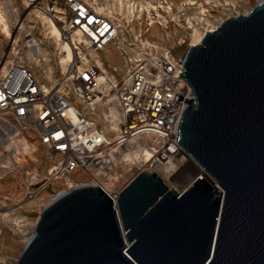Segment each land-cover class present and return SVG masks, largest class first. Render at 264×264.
<instances>
[{
	"label": "water",
	"instance_id": "water-1",
	"mask_svg": "<svg viewBox=\"0 0 264 264\" xmlns=\"http://www.w3.org/2000/svg\"><path fill=\"white\" fill-rule=\"evenodd\" d=\"M180 76L192 180L133 169L117 211L99 186L58 193L15 264H264V0L190 46Z\"/></svg>",
	"mask_w": 264,
	"mask_h": 264
},
{
	"label": "built area",
	"instance_id": "built-area-1",
	"mask_svg": "<svg viewBox=\"0 0 264 264\" xmlns=\"http://www.w3.org/2000/svg\"><path fill=\"white\" fill-rule=\"evenodd\" d=\"M62 2L64 39L68 41L73 31H79L85 42L71 44L72 59L64 68L62 64L56 67L46 82L28 64L8 66L0 77V144L7 145L9 140L13 157L18 136L34 138L44 148L50 164L37 191L76 176L80 184L91 183L104 190L117 211L119 180L136 165L120 156L133 149L136 141H144L151 146L144 169L157 174L155 164L167 163L184 152L177 135L188 102L178 98L194 99L192 87L180 76L183 57L144 33L153 22L162 28L171 24L174 32L184 33L176 45L189 48L194 36L201 34L202 38L239 11L231 0H139L133 2L134 10L128 15L117 9L97 11L85 0ZM218 8L222 14L217 15ZM148 14L157 19L142 23L139 16L148 18ZM115 54L120 61H113ZM96 94L105 114L96 109ZM7 146L0 148L1 156L8 155ZM4 164L0 175L16 167ZM106 184H110L109 191L101 187Z\"/></svg>",
	"mask_w": 264,
	"mask_h": 264
},
{
	"label": "rangeland",
	"instance_id": "rangeland-1",
	"mask_svg": "<svg viewBox=\"0 0 264 264\" xmlns=\"http://www.w3.org/2000/svg\"><path fill=\"white\" fill-rule=\"evenodd\" d=\"M85 1L94 8L101 3L110 4L113 2V0ZM259 1L231 0L237 6L236 10L242 14ZM219 9H215L216 13L220 12ZM56 11L60 12L57 13ZM64 11L62 0H0V14H2L4 19L6 17L5 22L9 29L8 34L0 27V77L4 74L1 70L4 67L7 69L13 62L30 65L43 82H46V78L55 73L56 67H61L57 45L48 33L47 24L42 22L38 13H42L49 18L52 17L51 20L62 32L64 39L66 27V11ZM155 12L157 13V11ZM222 13L220 12L219 14ZM173 17H175V20L178 18L176 14ZM153 18L157 19L156 16L154 17L150 14H148V18L147 16H139L142 23L149 22ZM144 35L167 48L173 47L174 52L179 57L184 58L188 49L186 44L176 45V40L184 33L174 32L171 24H169L168 28H162L156 22H153L152 27ZM29 48L35 51H40L39 49L41 48L42 55H37L34 58L30 54ZM113 57L114 62L120 61V57L117 54L113 55ZM26 139L36 147L33 156L22 155L23 150L17 144V149L23 157L20 166H16L14 170L0 175V264L16 263L28 237L34 231L32 226L37 222L41 210L59 192L69 189L68 181H70L72 188L81 185L77 180L80 178L72 176L70 180L60 179L41 187L37 191L41 185V180L46 175L50 160L46 156L44 148L38 145L34 138ZM7 145H9L10 149L13 144L8 140ZM7 145L0 144V148L7 149ZM9 153L8 155H0V165L4 164L7 159L10 162L13 160L11 149ZM190 165V163L186 162L176 167L173 174V176H177L176 182H179L185 175L189 179L193 177L195 169L192 165L193 168H191ZM83 179L88 180V177L83 176ZM175 186L176 183L170 185L171 189ZM42 196H45V198L42 199ZM32 201L36 203H31Z\"/></svg>",
	"mask_w": 264,
	"mask_h": 264
},
{
	"label": "bare ground",
	"instance_id": "bare-ground-1",
	"mask_svg": "<svg viewBox=\"0 0 264 264\" xmlns=\"http://www.w3.org/2000/svg\"><path fill=\"white\" fill-rule=\"evenodd\" d=\"M130 2V1H129ZM96 3V2H95ZM106 3V1H105ZM131 3V2H130ZM97 4V3H96ZM122 0H113L112 3L110 4H104V5H99L96 6L95 9L97 11H103V10H111V9H117V10H121L122 8ZM91 5V4H90ZM130 4H127V8L128 10H130ZM132 5V4H131ZM125 7V6H124ZM134 8V7H133ZM134 10V9H133ZM42 12V11H41ZM60 12V11H58ZM125 12V11H124ZM129 12V11H128ZM127 13V12H126ZM246 13V12H245ZM244 13V14H245ZM40 19L42 20V22H45L47 24V28H48V33L50 34V36L54 39L56 45H57V50H58V55H59V59H60V63L62 64V68L65 67L66 63L68 61H70L73 57V46L71 44H78V43H82L85 42V38L82 36V34L79 31H73L70 35V39L64 40L63 36H62V32H60V30L57 28V26L54 24V22L51 20V18H49L46 15H43L42 13H38ZM50 16V15H49ZM6 19V17H5ZM4 17L2 16V14H0V27L9 34V29H8V25L5 22ZM22 25V24H21ZM49 36V37H50ZM201 39V34H197L196 36L193 37L192 39V44L196 45L200 42ZM31 48V47H30ZM29 48V50H30ZM40 51H35L34 49L30 50V54L32 56H34V58L37 55H40L41 52V48L39 49ZM42 55V54H41ZM47 55V54H46ZM31 56V57H32ZM110 58L112 57V54L108 55ZM39 57V56H38ZM37 57V58H38ZM48 59V58H47ZM6 68L4 67L1 72L5 73ZM50 77V76H49ZM102 93L105 95L106 91L101 90ZM108 95V94H107ZM111 101V98L109 99ZM110 101H108V103H110ZM96 103V109L98 108L101 112V114H105L104 110H103V101H100V95L96 94V98L95 101ZM110 112L112 116H117L116 113V109L111 105L110 107ZM95 113H97L95 111ZM98 115V113H97ZM99 116V115H98ZM112 126L115 127V124L112 123ZM16 145L18 144L22 151V155H27V156H33V152L36 150L35 145L30 144L27 140H25L22 136H18V138H14ZM19 153V154H18ZM150 153H151V146L150 144L144 142V141H136L135 144H133V149H131L130 151L126 152L125 154L121 155V157H124V159L128 162V161H134L136 162V165L133 166L134 169H136L137 171L143 172V173H148V174H152V172H149V170L144 169L146 166V163L149 160L150 157ZM21 153L18 151L17 149V154L14 155L13 157V161L12 163L10 161H4L5 164L3 165V167H14V166H20L21 164V160L23 159ZM1 162V161H0ZM186 162L190 163L195 171H194V175H196L199 172V167L197 166V164L191 160L188 155L184 152H180L178 153L176 156H174L172 158V160H170L169 162L165 163H161V164H155V171L157 172V174L162 178V180L164 181V183L171 189L170 185L172 183H178L176 182V178L177 176H173L175 169L178 165H182L185 164ZM190 165V166H191ZM137 166V167H136ZM191 166V168H193ZM22 168V167H20ZM17 170V169H16ZM186 170V169H185ZM181 172V171H180ZM17 174V172H16ZM86 178V177H85ZM193 177L190 178V180H192ZM35 180V179H34ZM65 181L70 180V178H65ZM69 184V189H64L59 193H62L63 191L67 192L70 190V188H72V185L70 183V181H68ZM88 185H92L91 183H89ZM101 187L103 189H105L106 191L110 190V184H106V185H101ZM10 194V193H9ZM16 195V194H15ZM24 198V197H23ZM28 198V197H27ZM42 199L45 198V196L41 197ZM40 199V198H39ZM48 199V198H47ZM31 203H36L35 201H32ZM29 204V203H28ZM49 204V203H48ZM35 224V223H34ZM34 226V225H33ZM34 228V227H33ZM34 231H32V233L30 234V236L28 237V239L33 235ZM27 239V240H28ZM27 242V241H26Z\"/></svg>",
	"mask_w": 264,
	"mask_h": 264
},
{
	"label": "crops",
	"instance_id": "crops-1",
	"mask_svg": "<svg viewBox=\"0 0 264 264\" xmlns=\"http://www.w3.org/2000/svg\"><path fill=\"white\" fill-rule=\"evenodd\" d=\"M129 1H130L131 3H130ZM133 2L136 3L137 1H136V0H134V1H133V0H122V3H123V4H122V7H121V8H122L121 11H125L124 13H125L126 15H128L129 13H132V10H133ZM128 3L130 4V5H129V6H130V10H128V8H127V4H128ZM131 4H132V5H131ZM124 6H125V7H124ZM128 11H129V12H128ZM126 12H127V13H126Z\"/></svg>",
	"mask_w": 264,
	"mask_h": 264
}]
</instances>
